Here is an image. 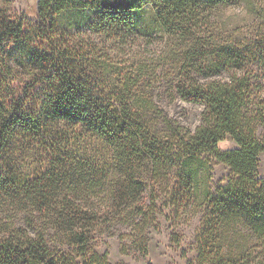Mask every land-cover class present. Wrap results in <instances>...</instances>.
<instances>
[{
	"label": "trees",
	"instance_id": "1",
	"mask_svg": "<svg viewBox=\"0 0 264 264\" xmlns=\"http://www.w3.org/2000/svg\"><path fill=\"white\" fill-rule=\"evenodd\" d=\"M0 36L18 46L0 68V264H110L97 238L143 233L169 188L200 214L197 264H264V0H39ZM158 84L204 105L194 129ZM212 163L229 167L213 188Z\"/></svg>",
	"mask_w": 264,
	"mask_h": 264
},
{
	"label": "rangeland",
	"instance_id": "2",
	"mask_svg": "<svg viewBox=\"0 0 264 264\" xmlns=\"http://www.w3.org/2000/svg\"><path fill=\"white\" fill-rule=\"evenodd\" d=\"M38 2L39 0H0V18L10 21L24 18L33 23L37 22ZM222 15L225 19L230 18L242 22L240 25L242 30L248 32L250 16L245 8L241 6L227 7L223 10ZM17 48L15 41L3 40L0 36V68L11 64V59L16 58ZM16 62L13 60L12 64ZM31 78L29 73L21 70L15 74L13 84L19 86L30 81ZM156 87L157 103L169 116L190 129H194L200 123L203 104L189 102L181 97L170 101L165 87L161 84ZM235 145L236 143L229 139L221 146L230 148ZM26 165H31V163ZM208 166L210 185L213 188L221 178L229 173V167L223 163H212ZM259 170L260 174L264 175V152L260 156ZM167 177L170 180V186H175L178 179L176 170H170ZM169 190L170 188L160 192L158 209L155 210L156 221L153 225L151 223L143 233L133 232L124 224L119 223L115 226L113 233L97 238L95 248L102 254L107 252L110 264H191L190 262L197 264L194 242L200 225V214L191 216V210L184 212L186 209H181V216H178L177 208L173 204L166 205L169 199L167 194ZM143 236L146 237L147 254L141 251L138 244L136 245L143 241Z\"/></svg>",
	"mask_w": 264,
	"mask_h": 264
}]
</instances>
